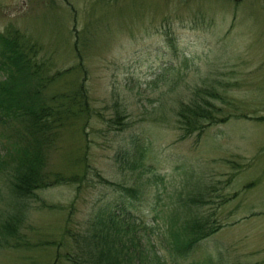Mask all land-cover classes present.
Masks as SVG:
<instances>
[{
    "label": "rangeland",
    "instance_id": "374dc122",
    "mask_svg": "<svg viewBox=\"0 0 264 264\" xmlns=\"http://www.w3.org/2000/svg\"><path fill=\"white\" fill-rule=\"evenodd\" d=\"M10 29L65 73L50 104L83 87L90 109L61 116L44 166L58 185L20 201L0 181V224L21 242L0 235V264H69L110 216L135 226L142 264H264V0H0ZM199 90L229 119L184 137L178 113ZM193 216L219 231L177 257L170 227Z\"/></svg>",
    "mask_w": 264,
    "mask_h": 264
},
{
    "label": "trees",
    "instance_id": "16d2710c",
    "mask_svg": "<svg viewBox=\"0 0 264 264\" xmlns=\"http://www.w3.org/2000/svg\"><path fill=\"white\" fill-rule=\"evenodd\" d=\"M37 54L36 47L19 31L10 29L0 33V72L5 75V80L0 81V125H5L8 133L5 151L0 152V181L6 178L11 196L20 201L33 199L38 190L60 183L62 179L59 178L52 181L44 166L47 153L57 142L63 127L65 118L61 116L75 115L73 110L76 109L82 114L90 109L83 87L68 97L65 106L62 100L50 104L44 92L55 83L56 77L65 73L50 76L47 66L38 61ZM213 99L221 97L209 90H199L191 104L182 106L178 117L184 137L228 121L229 117L218 116L223 110L214 105ZM119 190L123 196L138 194L133 188L120 186ZM116 217L110 216L111 222L103 224L101 235L94 236V233L85 238V248L74 252L69 264H142L143 253L133 235L135 226L129 222V225L120 223ZM13 220L10 217L1 221L0 235L3 240H8L10 248H17L21 245L20 239L10 241L18 232ZM170 230V250L177 257L188 258L201 241L219 231V226H213L205 216H193L181 230L172 227Z\"/></svg>",
    "mask_w": 264,
    "mask_h": 264
},
{
    "label": "water",
    "instance_id": "95a60500",
    "mask_svg": "<svg viewBox=\"0 0 264 264\" xmlns=\"http://www.w3.org/2000/svg\"><path fill=\"white\" fill-rule=\"evenodd\" d=\"M235 1H240V0H235Z\"/></svg>",
    "mask_w": 264,
    "mask_h": 264
},
{
    "label": "flooded vegetation",
    "instance_id": "af4514ba",
    "mask_svg": "<svg viewBox=\"0 0 264 264\" xmlns=\"http://www.w3.org/2000/svg\"><path fill=\"white\" fill-rule=\"evenodd\" d=\"M243 1V0H242Z\"/></svg>",
    "mask_w": 264,
    "mask_h": 264
}]
</instances>
